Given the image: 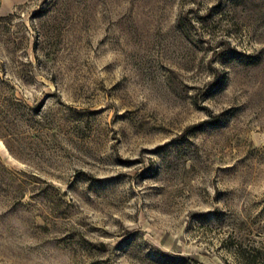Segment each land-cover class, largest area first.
Segmentation results:
<instances>
[{
	"label": "rangeland",
	"instance_id": "rangeland-1",
	"mask_svg": "<svg viewBox=\"0 0 264 264\" xmlns=\"http://www.w3.org/2000/svg\"><path fill=\"white\" fill-rule=\"evenodd\" d=\"M240 246L264 264V0H0V264Z\"/></svg>",
	"mask_w": 264,
	"mask_h": 264
},
{
	"label": "trees",
	"instance_id": "trees-1",
	"mask_svg": "<svg viewBox=\"0 0 264 264\" xmlns=\"http://www.w3.org/2000/svg\"><path fill=\"white\" fill-rule=\"evenodd\" d=\"M260 255V254H259ZM236 256L244 262V264H256V261L259 259L257 251L255 248L246 249L240 246L236 251ZM262 259V258H261Z\"/></svg>",
	"mask_w": 264,
	"mask_h": 264
}]
</instances>
